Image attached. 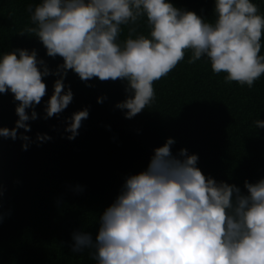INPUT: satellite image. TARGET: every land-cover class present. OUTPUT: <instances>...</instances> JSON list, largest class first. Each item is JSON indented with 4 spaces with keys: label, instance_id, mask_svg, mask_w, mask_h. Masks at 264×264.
Returning <instances> with one entry per match:
<instances>
[{
    "label": "clouds",
    "instance_id": "9594fccd",
    "mask_svg": "<svg viewBox=\"0 0 264 264\" xmlns=\"http://www.w3.org/2000/svg\"><path fill=\"white\" fill-rule=\"evenodd\" d=\"M215 19L206 21L170 0H39L29 5L32 27L21 35L36 36L51 58L63 63L53 72L35 49L0 55V94L18 102L15 127H0V137L21 139L28 121L47 94L44 77L55 75L45 119L59 116L72 102L65 90L69 70L81 81L126 82V98L116 107L132 119L156 99L155 82L166 77L191 51L188 63L207 57L224 82L251 89L264 75V15L253 0H214ZM146 19L148 35L123 27ZM103 98H98L102 102ZM28 109H33L29 115ZM87 109L74 112L65 131L79 134ZM264 128V121H254ZM40 141L51 139L37 134ZM168 138L154 149L147 168L126 177L119 195L99 218L98 234L74 232L71 250H89L96 264H264V178L235 184L206 176L198 155ZM27 150L28 144L22 145ZM82 190V189H81ZM3 189L0 187V197ZM3 215L0 214V222Z\"/></svg>",
    "mask_w": 264,
    "mask_h": 264
},
{
    "label": "trees",
    "instance_id": "16d2710c",
    "mask_svg": "<svg viewBox=\"0 0 264 264\" xmlns=\"http://www.w3.org/2000/svg\"><path fill=\"white\" fill-rule=\"evenodd\" d=\"M180 9L215 19L214 0H170ZM264 15V0H253ZM39 0H0V55L15 49H35L54 72L62 58H51L40 40L21 31L32 27L29 5ZM134 28L148 35L146 19L123 27V41ZM260 55H264V39ZM185 59L166 77L155 82V101L132 119L116 104L126 98V82L92 79L84 82L71 70L65 90L73 92L70 105L45 119V107L54 91L55 75L44 77L47 94L35 106L31 131L18 129L27 142L0 137V264H96L89 250H71L74 232H88L95 240L99 218L110 206L126 177L145 170L154 149L168 138L175 140L173 155L187 149L197 154V166L215 180L235 184L264 178V75L249 89L226 84L212 72L207 57ZM98 98H103L98 102ZM18 102L0 94V127L12 129L18 120ZM87 109L73 140L65 128L74 112ZM33 109H28L29 115ZM37 134L51 139L40 141ZM28 144L27 150L22 145ZM82 189V190H81Z\"/></svg>",
    "mask_w": 264,
    "mask_h": 264
}]
</instances>
